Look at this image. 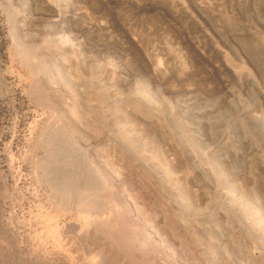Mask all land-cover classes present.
Returning <instances> with one entry per match:
<instances>
[{"label":"rangeland","instance_id":"rangeland-1","mask_svg":"<svg viewBox=\"0 0 264 264\" xmlns=\"http://www.w3.org/2000/svg\"><path fill=\"white\" fill-rule=\"evenodd\" d=\"M0 264H264V0H0Z\"/></svg>","mask_w":264,"mask_h":264},{"label":"bare ground","instance_id":"bare-ground-1","mask_svg":"<svg viewBox=\"0 0 264 264\" xmlns=\"http://www.w3.org/2000/svg\"><path fill=\"white\" fill-rule=\"evenodd\" d=\"M36 69V68H35ZM34 73H35V71H34ZM46 100V99H45Z\"/></svg>","mask_w":264,"mask_h":264}]
</instances>
